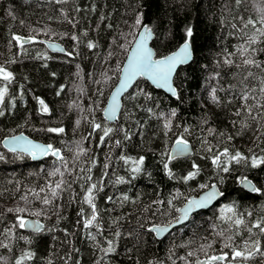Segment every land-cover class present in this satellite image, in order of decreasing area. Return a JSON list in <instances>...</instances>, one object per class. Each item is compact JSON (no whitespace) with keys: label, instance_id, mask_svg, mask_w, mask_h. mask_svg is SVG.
Wrapping results in <instances>:
<instances>
[{"label":"trees","instance_id":"obj_1","mask_svg":"<svg viewBox=\"0 0 264 264\" xmlns=\"http://www.w3.org/2000/svg\"><path fill=\"white\" fill-rule=\"evenodd\" d=\"M143 26L156 58L189 41L194 60L175 97L140 78L108 123ZM0 67V264H264V0H0ZM19 133L59 157L6 150ZM179 140L193 153L171 159ZM213 184L215 206L149 231Z\"/></svg>","mask_w":264,"mask_h":264},{"label":"water","instance_id":"obj_2","mask_svg":"<svg viewBox=\"0 0 264 264\" xmlns=\"http://www.w3.org/2000/svg\"><path fill=\"white\" fill-rule=\"evenodd\" d=\"M154 35L151 29L143 26L135 38L121 68L120 76L115 87L112 89L106 106L103 111L105 120L108 123H117L122 110V100L125 95L134 87L138 79L143 78L154 88L175 97L177 91L174 79L183 66L192 63L195 57L194 50L189 41L184 42L177 50L163 58H156L155 50L152 47ZM25 39L23 42H28ZM50 51L64 54V47L56 42H47ZM0 75L8 76L9 71L0 67ZM2 146L11 152H19L28 155L33 161H39L48 155L59 157V150H54L49 144L34 140L24 133L7 136L2 140ZM193 153L192 145L184 140L175 142L170 150L171 159L186 158ZM240 187L248 192H254L256 186L252 181L244 179ZM223 193L217 184L202 191L197 196L190 197L179 209V216L175 221L167 225H155L149 229L157 239L164 238L174 228L185 224L193 214L208 210L215 206L222 198ZM22 228L28 232L38 233L43 231L45 226L39 220L26 218L22 221ZM226 255L197 259L194 264H215L223 262ZM226 264H249L246 262H232Z\"/></svg>","mask_w":264,"mask_h":264},{"label":"bare ground","instance_id":"obj_3","mask_svg":"<svg viewBox=\"0 0 264 264\" xmlns=\"http://www.w3.org/2000/svg\"><path fill=\"white\" fill-rule=\"evenodd\" d=\"M18 40V39H17ZM181 69V68H180ZM179 84V83H178ZM128 95V94H127ZM105 106V105H104ZM121 114V113H120ZM113 124V123H112ZM208 188V187H207ZM172 222V221H171Z\"/></svg>","mask_w":264,"mask_h":264},{"label":"flooded vegetation","instance_id":"obj_4","mask_svg":"<svg viewBox=\"0 0 264 264\" xmlns=\"http://www.w3.org/2000/svg\"><path fill=\"white\" fill-rule=\"evenodd\" d=\"M192 217V216H191ZM225 261H226V259H225ZM227 263V262H226Z\"/></svg>","mask_w":264,"mask_h":264}]
</instances>
